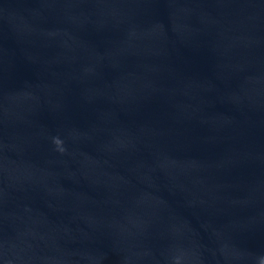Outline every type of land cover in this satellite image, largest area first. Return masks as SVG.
I'll return each mask as SVG.
<instances>
[{
    "label": "clouds",
    "instance_id": "clouds-1",
    "mask_svg": "<svg viewBox=\"0 0 264 264\" xmlns=\"http://www.w3.org/2000/svg\"><path fill=\"white\" fill-rule=\"evenodd\" d=\"M54 143L59 146L62 142L59 138H54ZM60 150L63 151L62 148ZM261 264H264V259H262Z\"/></svg>",
    "mask_w": 264,
    "mask_h": 264
}]
</instances>
